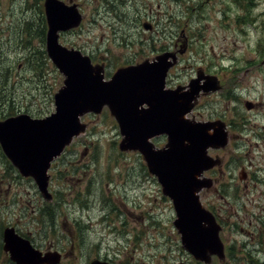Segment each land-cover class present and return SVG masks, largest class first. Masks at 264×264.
I'll use <instances>...</instances> for the list:
<instances>
[{
  "label": "rangeland",
  "instance_id": "1",
  "mask_svg": "<svg viewBox=\"0 0 264 264\" xmlns=\"http://www.w3.org/2000/svg\"><path fill=\"white\" fill-rule=\"evenodd\" d=\"M56 1L68 8L74 2L79 11L72 30L58 33L59 43L89 57L94 68L101 66L105 80L117 69L165 57L171 88L188 90L197 77L201 85L207 79L217 83L218 90L199 92L187 118L212 121L225 133L205 152L212 171L202 169L198 175L211 182L195 190L204 209L216 189L217 219L211 215L221 253L214 247L192 255L221 258L227 246L240 249L248 219L256 228L258 218L264 221V187L249 193L241 179L246 172L264 180V0H254L252 11L243 7L249 2L232 0ZM45 2L0 0V122L21 114L35 119L50 115L65 87L64 75L46 51ZM246 101L253 105L250 110ZM97 108L99 113L80 117L84 133L72 140L62 160L53 161L47 173L49 198L0 146V264H14L2 250L6 227L43 252L60 253V264L93 259L180 264L187 237L175 225L169 198L147 158L122 142L110 107ZM143 110L150 108L144 105ZM164 142L155 139L154 149ZM221 185H226L223 193Z\"/></svg>",
  "mask_w": 264,
  "mask_h": 264
},
{
  "label": "water",
  "instance_id": "2",
  "mask_svg": "<svg viewBox=\"0 0 264 264\" xmlns=\"http://www.w3.org/2000/svg\"><path fill=\"white\" fill-rule=\"evenodd\" d=\"M45 14L49 27L46 51L65 75V87L55 97V112L50 116L31 119L20 115L0 122V146L4 155L23 175L35 178L40 191L49 198L47 171L51 161L73 137L84 132L80 116L92 111L99 113L97 107L107 104L119 123L122 142H129L131 148H138L147 158L150 172L157 176L171 199L178 219L175 225L186 235L190 252L202 253L205 248L215 247L211 250L217 249L220 254L215 221L202 209L194 192L208 182L197 179L202 169L212 166L210 158L205 157L206 150L225 133L212 124L185 119L199 92H214L219 89L217 83L207 79L201 85V77H197L190 81L187 91L165 90V57L158 58L156 63L118 70L111 81L103 82V76L99 70L92 71L87 58L57 42L58 31H66L78 23L75 7L46 0ZM143 104L148 105L149 112L139 109ZM244 106L247 110L252 108L250 102ZM211 129L214 133H210ZM163 133L168 135V147L155 151L148 140ZM2 242L3 252L14 264H59L61 261L60 253L35 249L13 228L3 230ZM89 264L110 263L93 260Z\"/></svg>",
  "mask_w": 264,
  "mask_h": 264
},
{
  "label": "flooded vegetation",
  "instance_id": "3",
  "mask_svg": "<svg viewBox=\"0 0 264 264\" xmlns=\"http://www.w3.org/2000/svg\"><path fill=\"white\" fill-rule=\"evenodd\" d=\"M69 5H72V7L73 6L76 7V3L74 2L72 4L69 3ZM161 139H165L166 141L167 138L166 137L159 138V140ZM166 147L167 146L164 144L163 148H166ZM254 167H257V166H254ZM256 171H259V170H256ZM260 179L261 178L256 176L255 173L249 174L246 172H242V180L245 181L243 188L246 189L247 192L249 193L250 192L253 193L252 189L256 186H259V188L260 186L264 187V180H260ZM224 187H226V185H221L219 187L222 193H223ZM90 192H91V188L88 190V195H90ZM215 192H216V189L214 190L213 194L208 195L210 197V203L204 206L202 205L206 211H208L214 216V218H216L215 215L217 214V211L212 203V198L214 197ZM219 193H220V190H219ZM216 222H218V220H216ZM255 223H258L257 228L253 226L250 219H248V222H247L248 230H244L242 247L240 249L236 250L232 247L227 246L226 249H223V256L221 258L217 257L216 255H212L209 257V255L207 254L206 259L200 260V259H196L192 255L193 253H191L187 248L186 250L184 248L183 249L181 248L180 249V256H181L180 264H264V221L258 218L257 221H255Z\"/></svg>",
  "mask_w": 264,
  "mask_h": 264
},
{
  "label": "trees",
  "instance_id": "4",
  "mask_svg": "<svg viewBox=\"0 0 264 264\" xmlns=\"http://www.w3.org/2000/svg\"><path fill=\"white\" fill-rule=\"evenodd\" d=\"M233 3H237V2H240L241 4L243 3H246V2H249L247 5L243 6L244 8H247L248 10L252 11L254 10L255 6H256V3H254V0H232ZM239 17L236 18L237 21H239ZM249 19V17H248ZM249 22L251 23V20L249 19ZM263 46H264V39H263ZM40 57L42 58V52H40ZM45 57V56H44Z\"/></svg>",
  "mask_w": 264,
  "mask_h": 264
}]
</instances>
